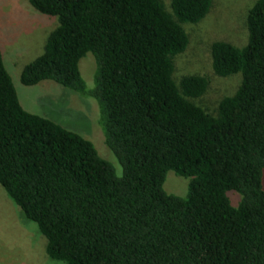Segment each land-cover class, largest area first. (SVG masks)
<instances>
[{"label":"trees","instance_id":"16d2710c","mask_svg":"<svg viewBox=\"0 0 264 264\" xmlns=\"http://www.w3.org/2000/svg\"><path fill=\"white\" fill-rule=\"evenodd\" d=\"M214 1L29 0L56 23L22 83L52 79L92 100L110 155L24 108L0 45V184L51 260L264 264V0L247 10L246 43L210 45L213 75H239L235 91L211 109L209 75L176 77L189 26ZM170 170L188 178L186 196L165 189Z\"/></svg>","mask_w":264,"mask_h":264},{"label":"rangeland","instance_id":"374dc122","mask_svg":"<svg viewBox=\"0 0 264 264\" xmlns=\"http://www.w3.org/2000/svg\"><path fill=\"white\" fill-rule=\"evenodd\" d=\"M255 1L215 0L204 19L189 26L191 43L176 59V77L183 73L209 75L210 87L200 102L211 109L220 97L235 91L240 76L213 75L210 45L217 39H226L237 45L246 43L245 17ZM46 16L48 15L36 10L29 0H0V45L20 102L31 112L51 118L85 137L95 138L93 141L96 147L99 146L104 149L105 154L110 155L103 137L95 136L99 130L94 126L96 106L92 100L52 79H45L34 85H25L21 81L23 67L43 52L48 34L56 23V19ZM93 56L88 52L85 59L80 61L82 74L90 85L95 69ZM111 156L103 155L121 172L120 163L113 153ZM187 179L170 170L164 187L168 192L186 196ZM232 198L235 202L238 201L237 194H232ZM46 243L47 239L39 231L37 224L26 219L0 184V264H63L64 262L49 258Z\"/></svg>","mask_w":264,"mask_h":264}]
</instances>
